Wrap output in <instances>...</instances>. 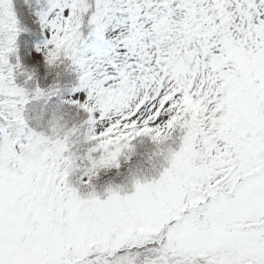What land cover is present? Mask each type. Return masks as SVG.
I'll return each instance as SVG.
<instances>
[{"label": "snow or ice", "instance_id": "obj_1", "mask_svg": "<svg viewBox=\"0 0 264 264\" xmlns=\"http://www.w3.org/2000/svg\"><path fill=\"white\" fill-rule=\"evenodd\" d=\"M138 137L159 178L101 199ZM0 264H264V0H0Z\"/></svg>", "mask_w": 264, "mask_h": 264}, {"label": "rangeland", "instance_id": "obj_2", "mask_svg": "<svg viewBox=\"0 0 264 264\" xmlns=\"http://www.w3.org/2000/svg\"><path fill=\"white\" fill-rule=\"evenodd\" d=\"M19 5L23 6V0H18ZM44 3V4H43ZM40 4V5H39ZM43 5V7H41ZM41 7V8H40ZM49 7V0H35V4L33 6L34 10H42L46 11L47 8ZM36 27L39 28L38 24H32ZM34 33H36L34 31ZM29 36H34L36 37L35 41H31L29 39ZM24 41L28 44H30V49L29 51L26 52L25 54V59L29 62H33L32 58L30 56V52H34L35 48L37 45L43 47L45 40L43 37V34H40L39 36L36 35H25L24 36ZM13 62H15V57L12 58ZM40 65L44 68L47 67L44 63H40ZM67 94V90H66ZM141 139V141H136L135 143L132 142V147L135 148L138 143H140L143 148H146V152L144 154H140L139 157L141 158L140 164H137V160L131 157V161L129 162L127 159V150H125V155H123L120 158V164L121 168L119 170L112 169V170H106L102 171L100 173V177L98 180L95 181V191L96 194L101 198V199H106L107 198V189L109 186H126L125 190L121 193L122 195H130L134 191V187L132 186L131 180L132 177L135 176L137 178H140L141 180L143 179H158L159 178V172L162 171L163 169L160 167V165L163 163L162 159H159L157 157L153 156V153L157 151L156 145L152 142L151 138L148 137L149 141H143V139H147V137H138ZM94 145L90 142H86L82 137L80 139V142L77 143L73 149L77 153V155L83 157L82 161V166H85L88 164L87 156L89 154L90 149ZM179 145L175 144L173 145V148L175 150H178ZM142 148V150H143ZM95 158L99 157V153H93L92 154ZM135 157V155H134ZM155 166V168H154ZM149 173V174H147ZM79 175V173L77 174ZM70 179L73 181L75 184L76 177H70ZM81 195L82 196H87L88 195V190H81ZM158 196H163V193L158 192Z\"/></svg>", "mask_w": 264, "mask_h": 264}, {"label": "trees", "instance_id": "obj_3", "mask_svg": "<svg viewBox=\"0 0 264 264\" xmlns=\"http://www.w3.org/2000/svg\"><path fill=\"white\" fill-rule=\"evenodd\" d=\"M30 2L32 4V6H34L35 0H30ZM18 3H19V1L17 0V7L18 8L22 7ZM41 7H43V5ZM31 27H32L33 31L22 33V35L20 37V53H19L20 60H21V63H22V65H23V67L25 69H29V70L35 69L36 75H37V79L41 82V84H46V83L50 82L52 80V78H53V76L50 75L51 69L47 68V67L43 68L40 64L37 65V64H34L33 62H29V61H27L25 59V54H26L27 51H29V49H30L29 45L30 44H28V43H26L24 41V36L25 35H29V34L36 35V33H34V31H35V29H38V27L35 28L34 25H31ZM29 39L31 41H35L36 37L29 36ZM66 78H71V79L74 80L75 79V74L72 73L70 70H68V71L65 72L64 76L61 77V82L62 83L66 82ZM86 118H87L86 116L81 117V119H86ZM136 141H141V139L137 138L133 143H135ZM143 141L144 142L145 141H149L148 137H147V139L146 138L143 139ZM142 148H143V146L140 143H138V145H136L135 148L133 147V151H135V153H136L135 157L133 156V158H135L137 160V164H140V162H141L140 161L141 158L139 157V155L140 154H144L146 152V148H143V150H142ZM147 174H149V173H147Z\"/></svg>", "mask_w": 264, "mask_h": 264}, {"label": "clouds", "instance_id": "obj_4", "mask_svg": "<svg viewBox=\"0 0 264 264\" xmlns=\"http://www.w3.org/2000/svg\"><path fill=\"white\" fill-rule=\"evenodd\" d=\"M156 147H157V149H158V147H159V145H156ZM136 153H135V151H130V152H127V156H130V157H132V156H134ZM153 156L155 157V153H153ZM167 162L169 163V164H171V157H169V158H167ZM140 178H135V179H133L132 178V180H131V183H132V186L134 187L135 186V183L137 182V180H139ZM112 187V190L113 191H118V192H123L124 190H125V187L126 186H120V185H117V186H111Z\"/></svg>", "mask_w": 264, "mask_h": 264}]
</instances>
